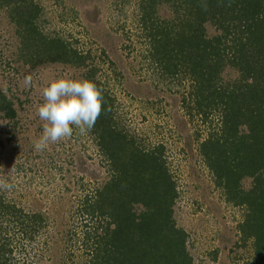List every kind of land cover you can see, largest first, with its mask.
<instances>
[{"label":"trees","instance_id":"trees-1","mask_svg":"<svg viewBox=\"0 0 264 264\" xmlns=\"http://www.w3.org/2000/svg\"><path fill=\"white\" fill-rule=\"evenodd\" d=\"M129 1L119 0L118 6ZM133 3L144 58L162 79L189 83L181 102L187 116H197L207 131L198 154L225 202L244 210L237 226L240 246L251 243L252 264H264V0ZM96 8L93 23L100 16ZM1 11L15 28L24 65L69 66L102 91V111L90 132L108 177L82 202L86 264H194L188 235L175 223L177 183L163 145L146 149L120 126L115 99L98 79L91 52L44 33L36 0H0ZM0 115L9 121L16 117L1 89ZM245 180L248 189L242 186ZM6 219L15 221L21 237L10 239L2 232ZM41 224L40 215L22 216L0 196V264H19L14 252L22 240H34Z\"/></svg>","mask_w":264,"mask_h":264},{"label":"rangeland","instance_id":"rangeland-1","mask_svg":"<svg viewBox=\"0 0 264 264\" xmlns=\"http://www.w3.org/2000/svg\"><path fill=\"white\" fill-rule=\"evenodd\" d=\"M118 1L36 0L43 10L44 33L59 34L91 52L98 79L115 99L120 126L146 149L163 145L177 183L175 223L188 235L194 264H252L251 243L240 246L237 231L244 210L225 202L198 154L207 131L197 116H187L181 102L190 91L189 83L160 77L144 58L146 48L134 21L135 0L123 8ZM95 6L100 16L93 23ZM18 46L15 28L1 11L0 89L12 102L16 117L9 121L0 115V179L12 185L10 190L0 188V196L22 216L35 214L42 219L34 240H22L14 252L15 263L86 264L82 202L108 177L95 138L91 132L81 135L72 126L71 138L43 151L34 148L45 123L36 114L43 102L42 87L61 76L80 79L81 72L62 64L24 65ZM228 74L234 76L231 71ZM27 76L32 78L30 87L23 83ZM249 185V180L242 183L244 189ZM14 222H2V232L10 239L21 237Z\"/></svg>","mask_w":264,"mask_h":264},{"label":"clouds","instance_id":"clouds-1","mask_svg":"<svg viewBox=\"0 0 264 264\" xmlns=\"http://www.w3.org/2000/svg\"><path fill=\"white\" fill-rule=\"evenodd\" d=\"M30 87L31 76L24 79ZM43 102L37 106L36 114L44 121L41 136L35 141L36 151L45 150L50 144L71 138L73 127L81 135L94 127L102 111V91L87 79L66 77L53 78L42 87ZM6 180L0 179V188L10 190Z\"/></svg>","mask_w":264,"mask_h":264}]
</instances>
